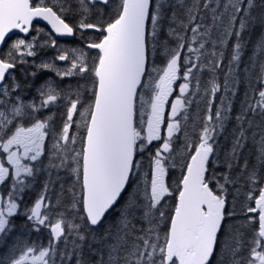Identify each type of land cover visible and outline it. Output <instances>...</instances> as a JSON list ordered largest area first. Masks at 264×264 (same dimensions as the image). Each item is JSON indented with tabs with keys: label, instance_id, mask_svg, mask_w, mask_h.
Segmentation results:
<instances>
[{
	"label": "snow or ice",
	"instance_id": "obj_1",
	"mask_svg": "<svg viewBox=\"0 0 264 264\" xmlns=\"http://www.w3.org/2000/svg\"><path fill=\"white\" fill-rule=\"evenodd\" d=\"M0 188V264H264V0H0Z\"/></svg>",
	"mask_w": 264,
	"mask_h": 264
},
{
	"label": "trees",
	"instance_id": "obj_2",
	"mask_svg": "<svg viewBox=\"0 0 264 264\" xmlns=\"http://www.w3.org/2000/svg\"><path fill=\"white\" fill-rule=\"evenodd\" d=\"M257 31H259V30L257 29ZM253 39H255V34H253ZM160 63H161V61H160ZM157 143L158 142H154L153 146H155ZM149 151H151V146L149 148ZM183 155H184L183 149H180L178 156H177L178 166L175 168L169 169L168 180L170 183H173V185L178 180V178L183 174L182 169L179 167V164L183 163V161L180 159V157H182ZM143 163H144L145 169H146V166H147V158L146 157H145V160L143 161ZM38 190H39V186H37V191ZM34 196H35V193H32L31 196L29 197V199L34 198ZM19 222H20L19 219H17V223H19ZM31 239L35 240V239H37V237L34 235L31 237ZM41 239H43V236H41Z\"/></svg>",
	"mask_w": 264,
	"mask_h": 264
},
{
	"label": "rangeland",
	"instance_id": "obj_3",
	"mask_svg": "<svg viewBox=\"0 0 264 264\" xmlns=\"http://www.w3.org/2000/svg\"><path fill=\"white\" fill-rule=\"evenodd\" d=\"M62 44H63V43H62ZM54 54H55V53H54L52 50H50V56H47V57H51V56H53ZM159 62H160V60L157 59V60H156V64L158 65ZM159 66L162 67V66H163L162 63H160ZM49 75H52V76L54 77V74H53V73H49ZM45 78H47V76H46ZM172 102H174V99L172 100ZM172 102H171V103H172ZM169 111H170V109L168 110V114H169Z\"/></svg>",
	"mask_w": 264,
	"mask_h": 264
},
{
	"label": "flooded vegetation",
	"instance_id": "obj_4",
	"mask_svg": "<svg viewBox=\"0 0 264 264\" xmlns=\"http://www.w3.org/2000/svg\"><path fill=\"white\" fill-rule=\"evenodd\" d=\"M35 26H39L40 28L45 29V32H47V31L49 30L47 27L43 26V25L40 24V23H34V27H35ZM20 35H22V34H20ZM61 43H64V41H61ZM75 44H77V43L75 42ZM47 56H50V50L48 51Z\"/></svg>",
	"mask_w": 264,
	"mask_h": 264
},
{
	"label": "water",
	"instance_id": "obj_5",
	"mask_svg": "<svg viewBox=\"0 0 264 264\" xmlns=\"http://www.w3.org/2000/svg\"><path fill=\"white\" fill-rule=\"evenodd\" d=\"M35 22H38V23H40V24L46 26L48 29H50V25H47V22H44V21H34V23H35Z\"/></svg>",
	"mask_w": 264,
	"mask_h": 264
},
{
	"label": "bare ground",
	"instance_id": "obj_6",
	"mask_svg": "<svg viewBox=\"0 0 264 264\" xmlns=\"http://www.w3.org/2000/svg\"><path fill=\"white\" fill-rule=\"evenodd\" d=\"M70 46H73V47H74V46H78V45H74V44H73V45H70ZM35 240H36V239H35Z\"/></svg>",
	"mask_w": 264,
	"mask_h": 264
}]
</instances>
